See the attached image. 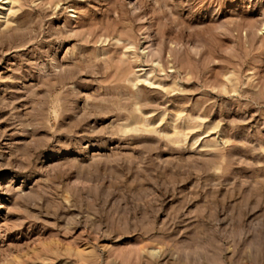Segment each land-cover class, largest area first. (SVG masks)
<instances>
[{
    "label": "rangeland",
    "instance_id": "1",
    "mask_svg": "<svg viewBox=\"0 0 264 264\" xmlns=\"http://www.w3.org/2000/svg\"><path fill=\"white\" fill-rule=\"evenodd\" d=\"M7 1L0 264H264V0Z\"/></svg>",
    "mask_w": 264,
    "mask_h": 264
},
{
    "label": "bare ground",
    "instance_id": "2",
    "mask_svg": "<svg viewBox=\"0 0 264 264\" xmlns=\"http://www.w3.org/2000/svg\"><path fill=\"white\" fill-rule=\"evenodd\" d=\"M2 1H4L5 3L3 4V5H9V4H11L10 2H8L7 0H2ZM2 6V5H1ZM7 8V7H6ZM72 17L71 18H74L75 16L72 14L71 15ZM262 32H264V25L262 26ZM139 110V109H138ZM142 118V117H141ZM140 118V119H141ZM143 118H145V117H143ZM142 118V119H143ZM172 123H174V121H172Z\"/></svg>",
    "mask_w": 264,
    "mask_h": 264
}]
</instances>
